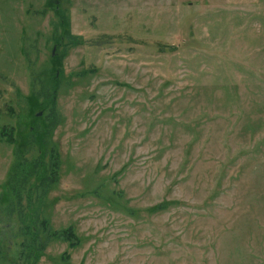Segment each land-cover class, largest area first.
Returning <instances> with one entry per match:
<instances>
[{
  "label": "rangeland",
  "instance_id": "obj_1",
  "mask_svg": "<svg viewBox=\"0 0 264 264\" xmlns=\"http://www.w3.org/2000/svg\"><path fill=\"white\" fill-rule=\"evenodd\" d=\"M45 3L0 0V264H264V0ZM30 215L78 244L27 259Z\"/></svg>",
  "mask_w": 264,
  "mask_h": 264
},
{
  "label": "trees",
  "instance_id": "obj_2",
  "mask_svg": "<svg viewBox=\"0 0 264 264\" xmlns=\"http://www.w3.org/2000/svg\"><path fill=\"white\" fill-rule=\"evenodd\" d=\"M46 7H52L54 11L59 15V25L62 28V32L69 33V22L66 16L61 12L59 8V0H46ZM169 48H173L172 45ZM62 64L61 53L56 54L52 58V67L50 68V72L48 74V83L49 86L46 88L50 90L47 92L48 99L52 105H54L56 89L59 81L58 72L60 70ZM30 109L32 112H35L36 109H43L44 103L39 101L36 96L32 95L29 98ZM34 121L40 122V127L36 125H31L29 127V132L32 133L34 141L38 144V157L32 163H26L24 161L23 164L19 162V160L14 165L12 171V180H17L20 175V167L23 166L25 171H28L30 174L35 175V181L39 183L41 186H48L53 184L57 179V169H58V155L54 148H49L50 153V162L49 164L45 161V153L47 152V144L49 134L51 133L54 125H55V117L48 118L46 116V120L43 119L42 116H37L35 113L32 115ZM22 180H25L26 175L21 176ZM13 190H15V186H11ZM38 220V217L35 215H30L27 222H24V233L26 235L25 242L23 243V247L30 250V252L25 255L28 259L32 252L41 251L46 246L47 242L52 238L60 237L63 240L68 241L70 247H74L78 244V239L74 234L71 227L65 228L62 231H55L49 227V223L45 218L39 220L41 228H37L35 226V221ZM22 253V252H21ZM68 254H66V259ZM33 264V263H31Z\"/></svg>",
  "mask_w": 264,
  "mask_h": 264
}]
</instances>
